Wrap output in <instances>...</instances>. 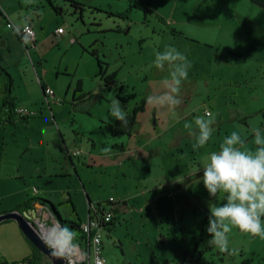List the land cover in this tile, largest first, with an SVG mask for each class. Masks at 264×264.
<instances>
[{
  "label": "rangeland",
  "instance_id": "374dc122",
  "mask_svg": "<svg viewBox=\"0 0 264 264\" xmlns=\"http://www.w3.org/2000/svg\"><path fill=\"white\" fill-rule=\"evenodd\" d=\"M51 1L62 15L46 0L0 2L15 26L28 17L39 34L51 35L60 24L75 39L50 40L34 51L19 43L0 17V67L11 78L16 103L33 113L27 122H0V179L8 172L35 179L39 172L44 177L52 169L68 171L70 191L57 195L61 204L54 202V208L62 220L74 222L77 215L84 217L87 199L113 209L114 226L102 230L108 264H194L190 259L197 257L212 264H241L245 259L264 264V238L259 236L233 228L226 250L207 242V206L214 198L199 183L202 170H197L232 131L240 133L244 149L257 147L254 131L264 129V10L250 0H74L83 8L79 19L68 1ZM93 44L101 67L115 74L113 84L99 79L96 60L88 53ZM166 45L186 55L189 74L179 85L178 105L153 106L147 96L168 93L174 86L169 70L152 64L155 52ZM78 80L83 90L74 93ZM4 84L8 87V77L1 74L0 96ZM41 84L55 92L59 103L46 106ZM114 99L126 113L145 100L129 137L110 136L104 128L115 122L110 114ZM207 112L214 121L213 135L195 148V119ZM120 139L125 141L122 152L113 147ZM134 145L144 153H134ZM76 148L82 154L71 165L66 152ZM88 150L99 158H88ZM73 189L79 190L75 197ZM0 190L9 189L0 182ZM29 193L31 200H51L42 191ZM109 198L116 205L108 204ZM35 220L45 224L43 237L48 229L60 232L50 210ZM71 235L69 247L84 256L73 245L80 233ZM10 237L0 235V249L9 250L8 257L20 264L25 252L13 244L9 248ZM0 253V264H10ZM35 259L36 264H50L39 252Z\"/></svg>",
  "mask_w": 264,
  "mask_h": 264
},
{
  "label": "clouds",
  "instance_id": "9594fccd",
  "mask_svg": "<svg viewBox=\"0 0 264 264\" xmlns=\"http://www.w3.org/2000/svg\"><path fill=\"white\" fill-rule=\"evenodd\" d=\"M152 64L156 69H168L174 86L168 93L147 96V101L153 106L178 105L179 85L189 74L186 55L177 47L166 45L155 52ZM110 114L121 125L127 124V113L119 100H113ZM213 122L210 113L196 117L193 147L209 142ZM254 143L257 146L254 151L244 149L240 133L232 131L215 150L206 154L204 163L197 168L202 170L199 183L214 198L207 206V242L222 250L228 248V234L233 228L264 238V129H255Z\"/></svg>",
  "mask_w": 264,
  "mask_h": 264
},
{
  "label": "crops",
  "instance_id": "0c3cea01",
  "mask_svg": "<svg viewBox=\"0 0 264 264\" xmlns=\"http://www.w3.org/2000/svg\"><path fill=\"white\" fill-rule=\"evenodd\" d=\"M1 1L2 0H0V2ZM0 9L2 10L1 7H0ZM0 13H1V11H0ZM3 18H6V19H3ZM1 19L6 24L7 19H8L7 16L4 15V16L1 17ZM27 23H29V24L31 23V25L33 26V28L35 30V34H36L34 46L33 47H29V49H31V50H34V51H38L39 52L42 49V46L46 42H48L50 40L57 41L58 39H62L63 40L64 38H69L71 43H74L75 42V39L74 38H70L69 35L66 34V32H64L60 36H58V35L55 34V30L58 27H60V24L54 29V31H53V33L51 35L50 34H46V35L39 34L37 32V30H36L35 25L33 24L32 19H30L28 17L23 18L22 21H21V23L18 24V25H16V27H21V26H23V25H25ZM54 36L56 37V39L54 38ZM15 37H16V35H15ZM16 39L25 48H28L27 45L26 44L24 45L17 37H16ZM40 88H41V85H40ZM45 88H47V87H45ZM82 90L83 89H82V86H81V91ZM41 91L43 93V90L42 89H41ZM74 93H76V92H74ZM81 96L84 97V93L83 92L81 93V95H80L79 98H82ZM54 97H55V92H54ZM14 99L16 100V98H14ZM19 99H20V97H19ZM43 99H44V97H43ZM52 102H55V101H52ZM15 106L18 107L20 105H18L17 103H15ZM20 107H22V106H20ZM2 117H3V115L1 114L0 119H3ZM30 118H32V117H30ZM17 119L18 118H14L13 119V121H14L13 124H15L16 121H18ZM124 143H125V141L123 142V140L120 139V141L117 143L118 145L115 144L113 146H114L115 149H118L119 151L122 152V151H124ZM90 144L92 146L91 149H94L95 148L94 142L91 141ZM128 144H129V142H128ZM148 144H150V141H148V143H146V145H148ZM134 146L136 147V145H134ZM130 149H132V151L134 153H136V152H142V153H144V148L140 147V145H139V147H136V149L135 148H130ZM88 151H89L88 158L91 159V157H94V155H92V153L90 152V150H88ZM94 158H99V156L98 157H94ZM69 162H70L71 165L73 164L72 160H69ZM18 166H20V164ZM52 170L53 171H51V172L48 173V176L46 175L44 177H41L42 176L41 172L37 173L35 179L32 177V175H29V177H25V173H22L23 175H19V177H17L18 176L17 174H19V173H10V172H8L6 175H3L2 178L0 179V182H1V184H3L5 186V188H7V190L8 189L9 190L8 191H6V190H3V191L0 190V212L10 211L14 207H16L17 205H20V204L26 202L27 200H29V197L31 196V194L29 193L30 191H32L34 193L40 192V191L45 192V193L49 194L50 199H51L49 202H51L54 206L56 204L54 202H59L57 204H61L60 203V198H58L57 195L58 194L61 195V194H64L66 192L69 193L70 189H68V188H70V187L68 185L70 184L69 181L72 182V179L70 178V174L68 173V171H66L65 169H64V171L66 173L65 172H62V171H59V170L57 171V169H52ZM68 177H69V179L66 180V178H68ZM52 179H57V180H61L62 179L63 181L61 182L62 184H60L57 180L55 182H53ZM19 180H22L23 185L20 184ZM76 184L77 183L75 182V185ZM38 185L39 186H42L43 185V188L42 189L38 188ZM66 188L68 189V191H67ZM73 191H74V194H73L74 197L77 196V192L79 190L73 189ZM40 196H43V195H40ZM34 199H38V198H34ZM87 200H88V209H87L84 217L82 216V219H81V215H77V220H79L81 222H84L88 218L89 211L91 210L89 208V205H90L89 204V199H87ZM4 201H6V203H5V205H2V203ZM70 201H72L71 197H70ZM39 202H40L39 200H37V201L36 200L35 201L33 200V202L32 201H29L28 202V209H25L23 211V213H27L29 215V217L31 219H33V220L39 219L41 213L43 215L45 214V212H43V209L41 207H39V205H41V204H39ZM1 225H5V226H3L4 228L0 232V235H1L2 239L3 240L6 239L8 237V235H11L12 236V237H10V239L12 238V240L10 241L11 244L10 245H7V246L10 248V247H12V244H13L14 246H16V249L17 250L20 251V249H21L22 251L25 252V254L22 255V257H19V259H21V258L22 259L23 258L25 259V258L35 257V251L33 250L31 244L22 235V233H21L18 225L16 224V222L9 220V221L2 222ZM109 229H110V227L105 228L106 231H108ZM1 246L4 248V245H1ZM0 252H3L5 254V256H6L7 260H9L8 262H10V264H13V263H15L18 260V259H15L14 257H11V256L8 257L7 253L9 252V250L0 249ZM11 252H13V250H11ZM0 257H2L1 253H0ZM107 264H108V262H107Z\"/></svg>",
  "mask_w": 264,
  "mask_h": 264
},
{
  "label": "trees",
  "instance_id": "16d2710c",
  "mask_svg": "<svg viewBox=\"0 0 264 264\" xmlns=\"http://www.w3.org/2000/svg\"><path fill=\"white\" fill-rule=\"evenodd\" d=\"M46 1L48 3L49 7L54 11V13L56 15H62V10L59 9L58 7L54 6L52 4L51 0H46ZM65 1H68L70 3V7L73 8L75 12H79V19H81V12L83 11L82 5L78 4V2H76L74 0H65ZM250 2L264 10V0H250ZM136 5H137V7L142 6L139 3H137ZM0 16L2 17L1 13H0ZM16 37L25 45L24 41L21 40V38H19L17 35H16ZM93 46H94V44L92 45V49L88 53L96 60L97 69H98L97 75H98L99 79L101 81H103L106 85L113 84V82H115L114 81L115 74L111 73V75H108L106 73V69L101 67V66H104V64H103V62H101L99 60L97 50L93 49ZM1 74H4L5 76L8 77V87L5 84L3 85V95L0 96V116H1V114L4 116L3 120L0 119V122H6L9 124L10 123L13 124L14 118H18V120L21 122H27V120L29 119L28 117H18L17 115H15L14 109L16 107L15 106L16 100L11 95V90H12V88L10 89L11 78L7 74L6 70L2 67H0V75ZM81 86H82V83L80 80H78L76 83V87L74 88L75 89L74 92H76V93L81 92ZM41 89L42 90L45 89V86L43 84H41ZM144 104H145V100H141L139 106H137L131 113H127V124L126 125H121L118 121H115L112 124H104V128H105L106 132L109 133L110 136H114V137L122 136V135L129 137L132 134V132L134 131V128L136 126V113L143 110ZM76 150H78V149L76 148L73 151H76ZM69 154H71V153L66 152V157L68 158V160H71L73 157L69 156ZM33 200L34 201L39 200L40 201L39 204H41V206L45 207L46 209H48L52 212V215H54V217L57 219V221L60 225V228L63 230L65 238H67L68 241H69V236H72L71 234L73 233V231H78L80 233V236L78 238L77 237L74 238L73 242H75V243L73 245L80 247V249H82L83 251H86V248H87L86 247V238L83 235L82 230H81V223H82L81 221L78 220V222H74V221L62 220L60 215L58 214V212L55 210L54 205L51 202L46 201V200H42V199H33ZM33 200L29 199L26 202H24L20 205H17L16 207H14L10 211L0 212V215L10 213L13 211H19L20 213H23V211L25 209H28V202L29 201L33 202ZM66 201L71 203L69 196L67 197ZM89 204H90L89 208L91 210L89 211L88 218H96L98 216V213L99 214L102 213V209H104V208L99 203H96V205H92L91 202L89 201ZM110 204L116 205L115 201L113 203H110ZM114 219H115V217L113 215L111 222H109L108 224H105L104 229L107 227H110V228L113 227L114 226ZM65 229H67V231H65ZM108 231H110V229ZM76 239L79 240V243L76 241ZM32 248L35 251V253L37 254L38 251L33 246H32ZM190 260L194 264H212L210 262H207L205 258H200V257H197L196 259H193V260L190 259ZM36 261H37V259H35V257H32V258L23 259L21 261V263L22 264L23 263L36 264ZM250 261L251 260L245 259L244 261H242L241 264H250ZM13 264H15V263H13ZM81 264H84V263H81Z\"/></svg>",
  "mask_w": 264,
  "mask_h": 264
},
{
  "label": "built area",
  "instance_id": "2783aa9c",
  "mask_svg": "<svg viewBox=\"0 0 264 264\" xmlns=\"http://www.w3.org/2000/svg\"><path fill=\"white\" fill-rule=\"evenodd\" d=\"M2 16H4V12L0 9ZM6 19V18H3ZM7 28L9 30H12L14 34H16L21 40L24 41V43L27 45V47H33L34 41H35V30L33 26L29 23L21 26L16 27L11 22H6ZM65 32L64 26H60L55 30V34L60 36ZM44 94V102L46 106L49 107L52 101H55L56 103L59 102V100L55 99L54 92L50 88H45L43 90ZM15 115L18 117H33V113L29 111L28 109L24 107H15L14 109ZM208 114V113H207ZM81 151L76 150L71 152L69 156H72L73 158H78L81 155ZM36 191V190H35ZM114 200L112 198H109L108 203H112ZM94 207V206H93ZM113 216V209L111 210H104L102 209V213H98V216L96 218H87L84 222L81 223V230L83 235L86 238V251H83L85 253L84 256L79 257V261L77 260V264H107V261L103 255V242H102V230H105V224H108L111 222Z\"/></svg>",
  "mask_w": 264,
  "mask_h": 264
},
{
  "label": "water",
  "instance_id": "95a60500",
  "mask_svg": "<svg viewBox=\"0 0 264 264\" xmlns=\"http://www.w3.org/2000/svg\"><path fill=\"white\" fill-rule=\"evenodd\" d=\"M43 95V93H42ZM44 97V95H43ZM44 212L48 209L39 205ZM45 208V209H44ZM14 221L18 225L22 235L28 240L29 243L42 255H44L50 264H77L76 261L71 260L65 253H57L49 242L43 239L40 220H33L27 213H20L19 211H13L0 215V224L5 221ZM60 227V225H59ZM49 228V226H48ZM61 238L69 244L67 238H65L63 230L60 229ZM74 248V247H73Z\"/></svg>",
  "mask_w": 264,
  "mask_h": 264
},
{
  "label": "bare ground",
  "instance_id": "6f19581e",
  "mask_svg": "<svg viewBox=\"0 0 264 264\" xmlns=\"http://www.w3.org/2000/svg\"><path fill=\"white\" fill-rule=\"evenodd\" d=\"M43 239L49 242L57 253L72 254L73 256L80 257V252L77 249L70 248L69 245L61 238L60 232L57 228L48 229Z\"/></svg>",
  "mask_w": 264,
  "mask_h": 264
}]
</instances>
